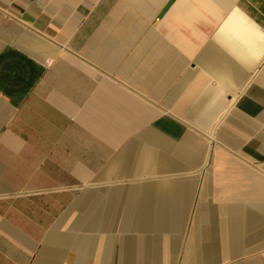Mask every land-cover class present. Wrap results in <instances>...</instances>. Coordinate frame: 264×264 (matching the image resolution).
Here are the masks:
<instances>
[{"label":"crops","instance_id":"0c3cea01","mask_svg":"<svg viewBox=\"0 0 264 264\" xmlns=\"http://www.w3.org/2000/svg\"><path fill=\"white\" fill-rule=\"evenodd\" d=\"M0 264H264V0H0Z\"/></svg>","mask_w":264,"mask_h":264}]
</instances>
